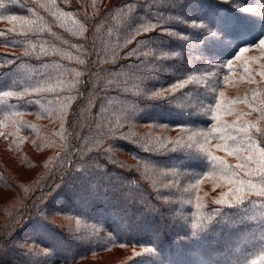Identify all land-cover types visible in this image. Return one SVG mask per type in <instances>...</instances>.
Listing matches in <instances>:
<instances>
[{"label":"trees","instance_id":"1","mask_svg":"<svg viewBox=\"0 0 264 264\" xmlns=\"http://www.w3.org/2000/svg\"><path fill=\"white\" fill-rule=\"evenodd\" d=\"M261 40L264 0H0V264H264Z\"/></svg>","mask_w":264,"mask_h":264},{"label":"rangeland","instance_id":"2","mask_svg":"<svg viewBox=\"0 0 264 264\" xmlns=\"http://www.w3.org/2000/svg\"><path fill=\"white\" fill-rule=\"evenodd\" d=\"M246 56V54L244 53L243 55H242V57L243 56ZM248 66L250 65V64H247ZM252 70L254 71V73H256V75H258V73L260 72V71H264V69H261L260 68V64H256L255 66H254V68H252ZM224 100H225V96H224ZM224 106H225V104H224ZM226 108L229 110L230 108H232L231 109V111H230V114H232V113H234L235 114V116L237 117V116H239L240 115V113H239V111H241V109H240V106L239 105H232V107L230 106H226ZM228 114V113H227ZM236 117H235V119H236ZM227 118V116H223V117H221V119H222V121L223 120H225ZM229 118V117H228ZM256 165H257V167H258V170H257V172H262V171H264V156H262L260 153H259V155L257 156V161H256ZM203 187V186H202ZM200 188L199 189V191L201 192V191H203V192H207L208 191V189H209V186H205V187H203V188ZM4 195V194H3Z\"/></svg>","mask_w":264,"mask_h":264},{"label":"snow or ice","instance_id":"3","mask_svg":"<svg viewBox=\"0 0 264 264\" xmlns=\"http://www.w3.org/2000/svg\"><path fill=\"white\" fill-rule=\"evenodd\" d=\"M260 44L264 45V40H261L260 41ZM157 95H159V94H157Z\"/></svg>","mask_w":264,"mask_h":264}]
</instances>
